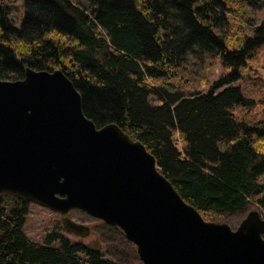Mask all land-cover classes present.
<instances>
[{"label": "trees", "instance_id": "trees-1", "mask_svg": "<svg viewBox=\"0 0 264 264\" xmlns=\"http://www.w3.org/2000/svg\"><path fill=\"white\" fill-rule=\"evenodd\" d=\"M245 1H258L263 16L237 38L220 30L226 0H23L19 26L0 0V78L61 69L84 115L140 141L200 213L235 214L251 201L264 213V119L247 113L264 0ZM200 54L227 70L206 92L182 81L187 57ZM28 204L0 193V264H114L59 232L31 240L23 231Z\"/></svg>", "mask_w": 264, "mask_h": 264}, {"label": "water", "instance_id": "water-1", "mask_svg": "<svg viewBox=\"0 0 264 264\" xmlns=\"http://www.w3.org/2000/svg\"><path fill=\"white\" fill-rule=\"evenodd\" d=\"M0 193L61 214L77 236L78 209L119 228L142 264H264V218L235 229L205 220L157 169L152 153L114 122L86 117L61 69L0 78Z\"/></svg>", "mask_w": 264, "mask_h": 264}, {"label": "rangeland", "instance_id": "rangeland-1", "mask_svg": "<svg viewBox=\"0 0 264 264\" xmlns=\"http://www.w3.org/2000/svg\"><path fill=\"white\" fill-rule=\"evenodd\" d=\"M9 5L10 17L14 24L19 26L24 15L23 0H4ZM230 10L226 12V21L220 26L224 35L240 37L243 32H249L263 16V10L258 1L252 5L245 0H226ZM226 68L217 58L209 55H192L187 57L182 74V81L197 91L206 92L212 83L226 73ZM249 89L254 96V105L247 110L249 115L264 119V47L255 53L250 61ZM181 82V81H180ZM240 84L239 81L230 85ZM228 85H225L226 87ZM256 210L264 218V213L254 201H251L242 210L235 214L210 216L202 214L208 221L226 223L235 229L240 221L251 211ZM72 220L89 227V234L85 237L68 232L61 223V214L48 208L29 203L28 212L24 221L23 231L33 241L44 243L48 233L59 232L69 238L71 242L82 241L100 248L104 257L114 264H142L134 244L128 241L117 227L104 224L84 212L74 209L67 213Z\"/></svg>", "mask_w": 264, "mask_h": 264}]
</instances>
